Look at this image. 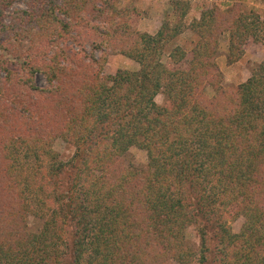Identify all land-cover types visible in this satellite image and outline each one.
<instances>
[{
	"label": "trees",
	"instance_id": "trees-1",
	"mask_svg": "<svg viewBox=\"0 0 264 264\" xmlns=\"http://www.w3.org/2000/svg\"><path fill=\"white\" fill-rule=\"evenodd\" d=\"M116 1L0 0V46L21 60L0 55V264H264V63L229 86L216 61L221 35L231 63L264 45V19L210 0L191 58L176 46L163 61L191 0H169L154 34ZM95 50L139 68L105 73ZM131 147L145 165L126 161Z\"/></svg>",
	"mask_w": 264,
	"mask_h": 264
},
{
	"label": "rangeland",
	"instance_id": "rangeland-1",
	"mask_svg": "<svg viewBox=\"0 0 264 264\" xmlns=\"http://www.w3.org/2000/svg\"><path fill=\"white\" fill-rule=\"evenodd\" d=\"M118 6L121 8H128L131 10V22L138 30L148 32L150 34L162 26L168 20H171L172 7L169 0H117ZM238 3L240 7L248 14H257L260 18L264 19V0H218L217 4L223 9L229 8L232 4ZM210 0H191L190 8L181 20L182 32L172 39L165 49L163 61H167V55L176 46L185 50L186 59L192 56V49L195 46L198 37L191 30L190 23L192 20L199 18L201 11L210 6ZM180 22V23H181ZM21 46H26L25 41H20ZM69 49L72 51H79L81 54V47L76 43H68ZM86 51L91 50L89 42L84 44ZM9 51L0 46V55L8 58L12 62V69L18 68L14 66L15 63H20L21 60L12 59ZM95 56L104 60L103 70L105 73L114 74L118 69L136 70L139 65L132 59L125 57L121 54H112L106 52L103 54L101 50H95ZM228 37L226 34L219 37L218 53L216 61L221 69L223 75V83L229 86H236L241 81L245 80L259 64L264 63V45L260 42L249 41L245 47L241 57L231 63L228 61ZM181 67H187V61H183ZM1 72V71H0ZM1 74V73H0ZM37 83L41 86L45 84L44 78L40 75L36 78ZM212 89L208 88V92ZM158 104H163L165 99L163 94H158L155 97ZM53 149L62 160L69 159L74 153V146L61 138L54 141ZM126 161L133 163L135 166H143L147 163L146 152L142 149L131 147L126 153ZM244 218L239 216L231 222L232 231L237 233L240 231ZM27 228L30 232H37L42 225L41 219L27 215L26 217ZM184 243L194 251L200 246V236L198 230L194 225L185 229Z\"/></svg>",
	"mask_w": 264,
	"mask_h": 264
}]
</instances>
